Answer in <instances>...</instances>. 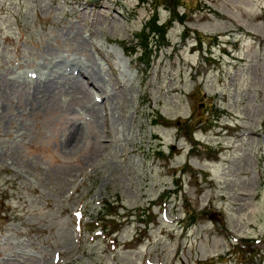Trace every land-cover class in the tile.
<instances>
[{
    "label": "rangeland",
    "instance_id": "obj_1",
    "mask_svg": "<svg viewBox=\"0 0 264 264\" xmlns=\"http://www.w3.org/2000/svg\"><path fill=\"white\" fill-rule=\"evenodd\" d=\"M93 1L0 0V264H264V0Z\"/></svg>",
    "mask_w": 264,
    "mask_h": 264
},
{
    "label": "bare ground",
    "instance_id": "obj_2",
    "mask_svg": "<svg viewBox=\"0 0 264 264\" xmlns=\"http://www.w3.org/2000/svg\"><path fill=\"white\" fill-rule=\"evenodd\" d=\"M99 55L102 57V58H106V55L103 53V52H99ZM79 72H81L80 70H79ZM120 86V88L122 87V85H119ZM45 94H47V93H45Z\"/></svg>",
    "mask_w": 264,
    "mask_h": 264
},
{
    "label": "trees",
    "instance_id": "obj_3",
    "mask_svg": "<svg viewBox=\"0 0 264 264\" xmlns=\"http://www.w3.org/2000/svg\"><path fill=\"white\" fill-rule=\"evenodd\" d=\"M101 4H102V2H101Z\"/></svg>",
    "mask_w": 264,
    "mask_h": 264
}]
</instances>
